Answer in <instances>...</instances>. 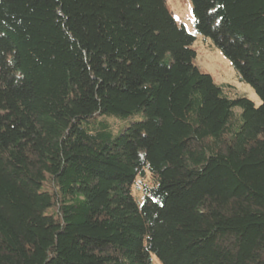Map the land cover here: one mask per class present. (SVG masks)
Here are the masks:
<instances>
[{
    "label": "trees",
    "instance_id": "1",
    "mask_svg": "<svg viewBox=\"0 0 264 264\" xmlns=\"http://www.w3.org/2000/svg\"><path fill=\"white\" fill-rule=\"evenodd\" d=\"M190 2L0 0V264H264V0Z\"/></svg>",
    "mask_w": 264,
    "mask_h": 264
},
{
    "label": "rangeland",
    "instance_id": "2",
    "mask_svg": "<svg viewBox=\"0 0 264 264\" xmlns=\"http://www.w3.org/2000/svg\"><path fill=\"white\" fill-rule=\"evenodd\" d=\"M166 6L179 25H183L188 32H193L192 8L190 0H165ZM196 56L194 65L203 73L211 75L218 84L228 85L229 95L243 97L253 102L255 106L260 104V99L251 86L240 82L230 66L229 62L216 49L210 40L197 36L193 43ZM151 264H161L152 255Z\"/></svg>",
    "mask_w": 264,
    "mask_h": 264
}]
</instances>
